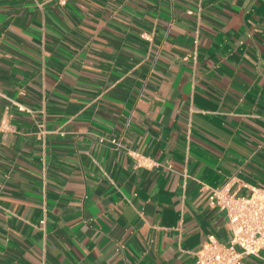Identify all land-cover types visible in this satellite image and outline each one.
Masks as SVG:
<instances>
[{
  "label": "crops",
  "instance_id": "0c3cea01",
  "mask_svg": "<svg viewBox=\"0 0 264 264\" xmlns=\"http://www.w3.org/2000/svg\"><path fill=\"white\" fill-rule=\"evenodd\" d=\"M224 184L264 187V0H0V264H194Z\"/></svg>",
  "mask_w": 264,
  "mask_h": 264
},
{
  "label": "built area",
  "instance_id": "2783aa9c",
  "mask_svg": "<svg viewBox=\"0 0 264 264\" xmlns=\"http://www.w3.org/2000/svg\"><path fill=\"white\" fill-rule=\"evenodd\" d=\"M194 43L197 44V39ZM36 128L37 139L44 141L50 132L42 123ZM111 143L119 146L117 141ZM134 159L136 167L152 169L156 166L140 155H135ZM207 203L225 214L231 237L227 243L208 237L194 254V264H239L244 257H259L264 251V187H249L248 194L240 196L231 190L229 184H224L210 189Z\"/></svg>",
  "mask_w": 264,
  "mask_h": 264
}]
</instances>
